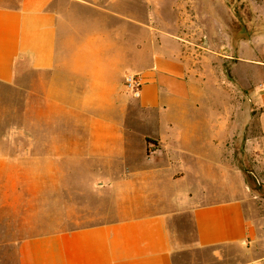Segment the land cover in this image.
Instances as JSON below:
<instances>
[{
	"label": "crops",
	"instance_id": "1",
	"mask_svg": "<svg viewBox=\"0 0 264 264\" xmlns=\"http://www.w3.org/2000/svg\"><path fill=\"white\" fill-rule=\"evenodd\" d=\"M65 2L94 16L71 19ZM91 3L0 0V84L25 95L30 116L20 127L26 147L0 136V178L81 177L114 208L99 222L21 240L20 263L177 264L185 251L254 238L251 190L234 146L244 144L264 177L263 67L239 60L232 88L208 59L158 44L136 71V97L125 83L128 52L102 55ZM122 47L132 59V44Z\"/></svg>",
	"mask_w": 264,
	"mask_h": 264
},
{
	"label": "rangeland",
	"instance_id": "2",
	"mask_svg": "<svg viewBox=\"0 0 264 264\" xmlns=\"http://www.w3.org/2000/svg\"><path fill=\"white\" fill-rule=\"evenodd\" d=\"M86 1L99 11V17L95 15L101 21L102 55L121 60L128 52L127 60L132 65L127 68V75L136 74L150 62L158 44L176 43L194 58L208 59L206 67L215 74H227L232 88L238 87L239 60L259 62L264 69V0ZM64 9L75 20L94 13L66 2ZM113 10L127 17L128 23L116 20ZM93 16L85 18V22ZM116 26L119 31L114 29ZM125 43L133 46L132 59L129 47H122ZM26 99L17 89L0 84V136L5 132L7 139H20L24 147L29 137L20 127L28 128L30 120L25 111ZM44 119L43 112L39 120ZM234 149L237 158L244 162L251 190L249 211L255 219V236L240 244L185 251L177 264H238L250 260L264 264V177L256 170L253 155L245 153L243 143L238 140ZM0 184L10 187L0 189V264H21L18 245L25 238L96 223L114 210L109 194L100 197L81 177L25 175L2 177ZM15 184H20L18 190L13 189ZM176 191L168 189L166 198L174 199L172 193ZM157 197L154 193L153 198Z\"/></svg>",
	"mask_w": 264,
	"mask_h": 264
},
{
	"label": "built area",
	"instance_id": "3",
	"mask_svg": "<svg viewBox=\"0 0 264 264\" xmlns=\"http://www.w3.org/2000/svg\"><path fill=\"white\" fill-rule=\"evenodd\" d=\"M127 88H129L134 96H140L141 80L138 74H128L125 78ZM264 87V85H263Z\"/></svg>",
	"mask_w": 264,
	"mask_h": 264
},
{
	"label": "trees",
	"instance_id": "4",
	"mask_svg": "<svg viewBox=\"0 0 264 264\" xmlns=\"http://www.w3.org/2000/svg\"><path fill=\"white\" fill-rule=\"evenodd\" d=\"M147 141H150V140L147 139Z\"/></svg>",
	"mask_w": 264,
	"mask_h": 264
},
{
	"label": "bare ground",
	"instance_id": "5",
	"mask_svg": "<svg viewBox=\"0 0 264 264\" xmlns=\"http://www.w3.org/2000/svg\"><path fill=\"white\" fill-rule=\"evenodd\" d=\"M259 63V62H258Z\"/></svg>",
	"mask_w": 264,
	"mask_h": 264
}]
</instances>
